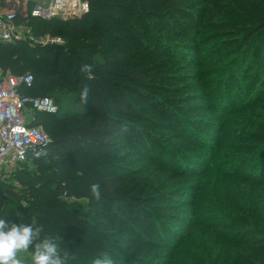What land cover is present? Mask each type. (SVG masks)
Masks as SVG:
<instances>
[{
    "label": "trees",
    "instance_id": "trees-1",
    "mask_svg": "<svg viewBox=\"0 0 264 264\" xmlns=\"http://www.w3.org/2000/svg\"><path fill=\"white\" fill-rule=\"evenodd\" d=\"M87 1L89 12L80 18L65 21L59 18L50 21L29 19L28 24L35 35L49 33L60 36L64 45L0 43V70L12 74L30 73L33 76L34 87L23 90L24 94L53 99L43 93L62 91L73 93L79 100L82 86L87 84L91 89L89 101L84 104L86 112L59 113L57 108L56 113L35 114L34 125L43 126L50 141L41 148L28 151L25 161L19 164L24 167L25 179H37L40 176L32 173L28 164L34 165L38 159L45 164L43 175L47 182L38 184L35 189L33 186L34 192L31 194L3 188L4 194H0V199H26L29 207L19 222L41 229V239L48 236L56 238L59 235L62 238L67 236L89 242L88 232L93 230L94 218L104 208L108 212L112 210V205L105 203L113 201L116 203L114 206L126 208L129 198L122 196L126 189L125 180L112 168L110 162H106L110 158H88L85 152L78 150L77 144L84 149L95 150L100 155L104 150L112 156L127 157L130 154L135 157L137 154L146 165L137 174L148 170L149 179L155 181L156 185L160 183L163 187L166 184L169 186L159 193L155 189L141 190L143 194L140 199L143 200H138L140 204L136 205L137 210L131 216L150 236L131 239L134 242L129 249L137 243L142 245L143 242L149 244L153 251L169 249L165 254L169 261L164 259L165 262H160L157 259L161 255L159 252H153L148 258L131 254V260L140 259V264H264L263 86L257 87L250 105L239 107L227 116L217 115L215 119L219 123L214 124L217 133L213 142L200 144L206 149L211 148L209 162L204 168L193 170L189 164L181 162L176 165V160L153 148L149 151L136 147L135 151H131L132 144L139 140L140 131L135 122L136 113L129 100L136 95L129 86L132 83L149 85L151 82L156 85L159 77H149L148 72H144L142 68L127 66L121 77L124 84L110 80L109 76H117L115 69L121 58L120 50L112 46L111 40L115 37L111 34L110 27H105L107 21L113 22L106 18L104 13L107 8L104 4L98 5L97 0ZM151 1L160 2L157 6L160 13H186L196 6V0ZM204 8L206 15L204 21L198 24L197 37L202 29L208 28L240 37L244 46L255 35L264 32V0H207ZM229 8H233L234 12L229 14ZM113 10L118 11L117 8ZM226 15H230L228 20H225ZM233 44L234 42L230 43L228 47ZM121 45H125L123 40L119 42L118 48ZM212 54L206 53L193 60L197 74L187 75L194 88L190 93V100L201 99L207 103L190 102L182 108L187 109L188 115L206 111L205 114L201 113L200 118L195 116L185 119L187 122L197 118L200 121L207 120L206 115L215 111L213 102L217 103L219 90L209 83L216 78L205 79L202 72V69H210ZM83 63L94 65L92 78L81 73L80 66ZM188 63L187 67L190 66V62ZM249 71L247 69L245 72ZM35 77L38 82H35ZM233 80L235 79L228 82L224 91L229 92ZM53 101L56 105L55 99ZM157 107L158 104L151 108L153 113L179 126L177 137L187 139L188 146H192L193 136L183 132L186 129L179 116L163 112L161 107ZM155 123L159 122L156 120ZM165 123L168 128V122ZM197 137L202 139V136ZM83 158H86L85 163L81 161ZM77 161L80 169L72 174ZM252 161H256V164H249ZM245 163L247 168H244ZM123 168L132 174L133 169L127 166ZM83 170L87 171L85 173L89 178L86 183L81 182ZM68 176L72 177V184L57 179L65 177L66 180ZM92 183H99L103 189V198L99 201L89 191ZM80 185L82 186L79 187ZM179 193L189 198H177ZM62 197H73L75 200L86 198L89 200L87 208L83 211L80 205L67 204ZM161 202L164 203L159 204ZM176 205L188 210L182 213L154 212L156 209L163 210ZM10 212L1 206L0 217L9 221ZM30 212L43 215L36 216L37 225L33 224ZM126 212L128 211L125 210ZM54 219L59 220L61 225L56 224ZM46 223L47 228L44 230ZM58 243H61L60 240ZM60 248H63L62 244ZM61 255H64L63 251Z\"/></svg>",
    "mask_w": 264,
    "mask_h": 264
},
{
    "label": "rangeland",
    "instance_id": "rangeland-1",
    "mask_svg": "<svg viewBox=\"0 0 264 264\" xmlns=\"http://www.w3.org/2000/svg\"><path fill=\"white\" fill-rule=\"evenodd\" d=\"M97 3L98 5L104 4V7L107 8L104 14L113 24L107 21L105 27H110L111 34L115 37V39L111 40L112 46L120 50L121 58L119 65L115 69L117 76H109L110 80H116L121 84L123 82L121 77L127 66L142 68L144 72H148L149 77H159V83L156 85L151 82L149 85L132 83L129 86L131 92L136 95L134 99L129 100L134 108L133 111L136 113L135 122L140 131L139 140L132 144L131 151H135L136 147H143L149 151L151 150L150 148H153L160 154L176 160V165L181 162V164H189L193 170L204 168L209 162L211 148L206 149L200 144L205 145L204 142H213L217 133L214 124L219 123V120L215 119L217 115L220 117L227 116L239 107L250 105L253 103V96L257 87L263 86L264 90V32L255 35L250 43H246L244 46L241 44L240 37L208 28L202 29V32L197 37L198 24L205 19L206 8L204 7L207 4V0H196V6L186 13H160L157 8L160 2L151 0H97ZM115 8L118 11L113 10ZM233 12L234 9L229 8L228 13L231 14ZM228 16L230 15H226L225 20H228ZM122 40L125 45H121L118 48L119 42ZM235 40L238 41L235 42ZM232 42H234L232 47H228ZM61 43V45H64V40ZM206 53H213L210 58V69L212 71L210 72V69H202V72L205 79L216 78L211 80L209 85L215 86V88L217 86L219 100L217 99L216 104L213 102L215 111L206 115L207 120L200 121L201 113L205 114L206 111L188 115L187 109L184 110L182 108L186 107L190 102L207 104L206 101L201 99L190 100V93L194 88L192 87L193 84L187 79L189 73L194 75L197 70V67L192 63L193 60L201 58ZM188 62H190L189 67H187ZM202 68H204V65H202ZM247 69L250 70L248 73L245 72ZM231 79L235 80L231 83L229 92L224 91L225 86L229 84L228 82ZM35 82H38L37 77H35ZM33 87L32 84L31 88ZM35 90H37L36 86ZM43 94L55 99L59 113L86 112L85 105L73 93L53 91L52 94ZM215 94L216 92H214ZM157 104L159 105L157 108L161 107L163 112H170L171 115L179 116L183 128L186 129L183 132L193 136V140H191L193 142L192 146H188L187 139L177 137V132H180L179 126L173 125L172 121L153 113L151 108ZM31 115V112H25L28 120L31 119ZM195 116H199V118L192 119L190 122L185 120ZM40 119L42 120V117ZM151 120H153V123ZM156 120L159 123H155ZM165 122H168V128ZM41 128L44 130L43 126ZM197 136H202V139ZM76 147L78 150L85 152V156L88 158L91 156H96L101 160L110 158L106 162H110L112 168L125 180L126 189L122 196L123 198H129V201L126 203V208H121L119 205L114 206L116 203L113 201L105 203L112 205V210L108 212L104 208V211L94 218L92 221L93 230L88 232L91 240L89 242L70 239L67 236L62 238L56 235V238L61 242L59 245L61 246L62 244L63 247L60 248L61 251L67 255L66 264H92L93 259L103 253L110 255L114 264H140V259L133 261L129 256L134 254L148 258L153 252L161 254L157 257L158 260H161L160 262L169 261V258L165 256L169 249L153 251V248L144 242L142 245L137 243L129 249L134 242L131 239L137 240L150 236L134 222L133 215L131 216L137 210L136 205L140 204L138 200H143L140 199L143 194L141 190L149 191L155 189L159 193L160 190H164L169 184H166L165 187L160 183L156 185L155 181L149 179L148 170L137 174L139 170L145 169L146 165L144 160L136 153L135 157L130 154L127 157H121L112 156L111 153H107V150H104L100 155L95 150L82 148L80 144H77ZM81 161L85 163L86 158ZM35 162L36 164L34 165H28L31 166L32 173L40 177H37V179L31 177L25 179L23 177L24 167L21 164L16 165L14 168L4 172L5 175L1 179L3 183L0 184V194H4L3 188H12L20 193L27 192L31 194L34 192L35 186H39L38 184L42 182H47L43 175L46 170L45 164L38 159ZM249 164L254 165L256 161H252ZM123 166L133 169L132 174L129 173L128 169H124ZM244 168H247V163L244 164ZM79 169L80 166L77 161L73 167L74 171L72 174H76ZM85 172L87 171L83 170L84 177L81 180L83 183L89 181ZM64 178L57 179L72 184L71 176L66 177V180ZM154 184L158 189L154 187ZM33 186L34 189L32 188ZM177 198L184 199L189 197L179 193ZM62 200L67 204L80 205L83 211L86 210V205L89 201L86 198L75 200L73 197L70 199L63 198ZM0 201L1 206L7 212L11 211L9 221L20 224L19 219L28 209L29 202L26 199L19 200L15 198L11 200L9 197L0 199ZM180 206L176 205L163 210L156 209L154 212L182 213L188 210V208ZM125 210L128 212L125 213ZM138 212L141 213V210H138ZM36 216L41 217L43 215L30 212L34 225L35 223L36 225L38 224V217ZM54 221L59 226L61 225L59 220L54 219ZM42 222L43 219L41 218ZM171 224L177 228L174 223ZM43 228L46 230L47 223ZM20 258L23 264H31L30 251L20 253Z\"/></svg>",
    "mask_w": 264,
    "mask_h": 264
},
{
    "label": "built area",
    "instance_id": "built-area-1",
    "mask_svg": "<svg viewBox=\"0 0 264 264\" xmlns=\"http://www.w3.org/2000/svg\"><path fill=\"white\" fill-rule=\"evenodd\" d=\"M89 12L87 0H0V43L61 45L60 36L35 35L29 19L50 21L80 18ZM20 17V19H19ZM30 73L12 74L0 70V180L5 171L25 161L28 151L41 148L50 139L41 126L34 125L35 114L57 112L52 98L31 96L23 90L31 87ZM25 112H31L28 120ZM1 211V205H0Z\"/></svg>",
    "mask_w": 264,
    "mask_h": 264
},
{
    "label": "clouds",
    "instance_id": "clouds-1",
    "mask_svg": "<svg viewBox=\"0 0 264 264\" xmlns=\"http://www.w3.org/2000/svg\"><path fill=\"white\" fill-rule=\"evenodd\" d=\"M81 73L92 78L94 65L83 63ZM90 87L85 84L79 91V100L82 104L89 101ZM89 191L97 201L103 198V189L99 183H92ZM41 229L32 225L9 222L0 217V264H23L20 253L31 252V264H66L67 255H61L58 238H40ZM92 264H114L110 255L103 253L95 257Z\"/></svg>",
    "mask_w": 264,
    "mask_h": 264
}]
</instances>
